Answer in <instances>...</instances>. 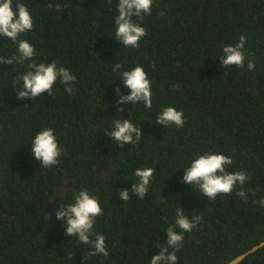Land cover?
I'll return each mask as SVG.
<instances>
[{
  "label": "trees",
  "instance_id": "16d2710c",
  "mask_svg": "<svg viewBox=\"0 0 264 264\" xmlns=\"http://www.w3.org/2000/svg\"><path fill=\"white\" fill-rule=\"evenodd\" d=\"M20 2L33 17L19 37L34 46L33 59L56 62L76 80L72 94L57 80L51 95L17 99L23 79L13 83L31 61L0 65V264H150L181 207L202 219L183 234L177 264H224L264 239L256 203L264 200V0H153L150 14L133 18L147 32L137 48L115 39L118 0H52L59 10L50 0ZM241 35L245 66L224 67L223 47ZM14 55L17 45L0 36V56ZM116 63L123 69L113 71ZM137 65L151 82L152 107L125 103L120 112L116 89L128 94L121 72ZM169 106L183 112L182 128L155 124ZM116 119L141 127L138 144L120 146L107 134ZM46 128L63 149L51 167L31 151ZM208 152L231 156L226 170L250 179L214 200L184 183L185 168ZM137 168L155 170L143 199L131 191ZM241 187L246 199L236 195ZM82 189L101 203L91 239L103 234L108 256L90 255L55 216ZM237 264H264V245Z\"/></svg>",
  "mask_w": 264,
  "mask_h": 264
},
{
  "label": "clouds",
  "instance_id": "9594fccd",
  "mask_svg": "<svg viewBox=\"0 0 264 264\" xmlns=\"http://www.w3.org/2000/svg\"><path fill=\"white\" fill-rule=\"evenodd\" d=\"M111 4L112 0H108ZM153 0H118L116 5L118 15L115 16V39L124 47H139L141 38L147 35L146 29L134 21V17L143 18L152 11ZM49 8L55 7L57 10L63 6L59 2H52ZM163 14V13H161ZM33 29V17L29 8L20 0H0V36L8 37L17 45L18 55L12 57L0 56V65L24 63L28 64V71L19 74L14 86L19 85L20 79L23 84L17 91V99L30 98L34 100L36 97L47 92L52 94L53 85L60 81L65 85L69 94L73 93L72 84L76 80V76L63 66L57 67L56 62L49 64L37 63L33 57L36 55L34 46L27 39H19V37ZM247 37L240 36L239 43L235 45H225L223 47L224 55L220 57V63L224 66L235 65L243 68L245 54L243 52ZM123 64L116 63L113 71L123 69ZM249 70L255 69V62L249 61L247 64ZM121 80L124 87L128 90V94L120 93L119 87L116 92L119 96L117 104L120 106L119 111L123 112L125 103L136 104L143 102L145 108L152 107V91L151 82L144 68L140 65L135 66L131 70H123L121 72ZM175 87H180L176 85ZM185 120L182 111L175 107L169 106L164 108L157 116L156 123L168 127L174 124L178 128L184 126ZM120 146L125 144H138L143 136L141 127L138 128L129 119H116L113 121V129L107 133ZM31 151L36 160L41 162L44 167H51L59 163V157L63 149L59 146L57 138L52 128L41 130L32 140ZM233 163L232 157L223 153H204L194 159L190 166L185 168L183 182L192 184L200 190L203 195L211 200L216 199L220 194L229 195L237 184L243 186L250 177L243 171L228 172L227 166ZM153 168H137L135 176L139 178L137 183L132 185L131 191L143 199L147 192L148 186L154 174ZM241 198H247V194L243 187L236 192ZM119 196L122 200L128 201L130 193L128 190H120ZM256 203L264 206V200L256 201ZM101 203L95 196L89 194L87 189H82L75 197V202L67 204V207L61 206L55 209V216L59 220L66 221L65 234L77 237L83 244L89 245L93 251L90 255L102 254L108 256L109 252L106 247L105 237L103 234H95L93 236V226L95 219L103 214ZM202 217L193 216L191 219L185 215L184 209L178 208L174 224L167 228V243L161 247L162 251L154 255L150 264H177L178 257L176 252L183 246L184 233L191 232L196 227ZM180 229L177 231L176 229ZM159 246V245H158ZM174 249V251H169Z\"/></svg>",
  "mask_w": 264,
  "mask_h": 264
},
{
  "label": "water",
  "instance_id": "95a60500",
  "mask_svg": "<svg viewBox=\"0 0 264 264\" xmlns=\"http://www.w3.org/2000/svg\"><path fill=\"white\" fill-rule=\"evenodd\" d=\"M57 195H60V193H58ZM51 204H49L48 206V210H51ZM3 211L2 207L0 206V213ZM1 216V214H0ZM264 245V239L259 242L258 244L254 245L252 248H250L249 250H247L246 252H243L239 255H237L236 257H234L233 259H231L230 261L224 263V264H237L239 263L241 260H243L249 253L255 251L256 249H258L259 247Z\"/></svg>",
  "mask_w": 264,
  "mask_h": 264
}]
</instances>
